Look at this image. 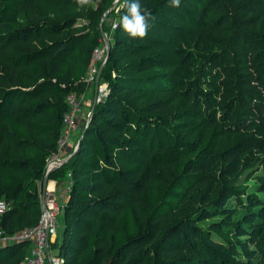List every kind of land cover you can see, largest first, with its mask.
Masks as SVG:
<instances>
[{"label":"trees","instance_id":"obj_1","mask_svg":"<svg viewBox=\"0 0 264 264\" xmlns=\"http://www.w3.org/2000/svg\"><path fill=\"white\" fill-rule=\"evenodd\" d=\"M42 1L0 0V230L33 227L43 181H64L62 264H264V0H139L142 39L103 22L131 0L99 25L113 0L80 23ZM102 30L105 94L43 180ZM29 247L0 243V264Z\"/></svg>","mask_w":264,"mask_h":264},{"label":"built area","instance_id":"obj_2","mask_svg":"<svg viewBox=\"0 0 264 264\" xmlns=\"http://www.w3.org/2000/svg\"><path fill=\"white\" fill-rule=\"evenodd\" d=\"M103 51L102 49H94L92 61H103ZM94 67H90L88 73L89 76L86 78L87 81L93 80L92 73L94 72ZM73 94H68L66 96V101L68 104V110L63 114L62 122L63 129L61 131L60 138L57 141V150L53 153L46 161L45 172L48 169L55 168L60 165V158L58 153L66 144V138L70 131L75 127L74 117L78 112V103L73 97ZM67 186L61 191L60 198L63 199ZM53 191L43 190L39 195L40 202V213L37 218L35 225L29 229H23L18 233L7 235L0 230V243L6 242L12 239H29L30 247L28 253L23 260V264H61V258L56 254L50 253V241L54 240V236L60 225L56 219L57 214L61 210V205L58 206L54 202ZM0 209H4V204L0 201ZM2 211H0L1 213Z\"/></svg>","mask_w":264,"mask_h":264},{"label":"rangeland","instance_id":"obj_3","mask_svg":"<svg viewBox=\"0 0 264 264\" xmlns=\"http://www.w3.org/2000/svg\"><path fill=\"white\" fill-rule=\"evenodd\" d=\"M114 1V0H113ZM42 9L43 12L45 13V15L53 20H57V21H62L65 19H75L76 23H80L81 21H83L87 16L91 15L92 11L95 9V1L92 0V2L88 5H85L83 8H80L77 4H76V0H63L61 3H57V4H53L50 3L49 1H42ZM112 3V2H111ZM121 4L120 0H116L114 6H112L111 8H114V12L116 11L117 7ZM111 5V4H110ZM110 8V9H111ZM104 14V13H103ZM107 14V13H106ZM106 16V15H105ZM103 17V15H102ZM105 18V17H104ZM112 16L110 17H106V19H104L103 22H105V25H110L112 26L113 20L111 19ZM102 19V18H101ZM99 20L98 25L101 23V21L103 20ZM100 28V27H99ZM101 29V28H100ZM101 34V39L99 40V45L97 47H94L91 51V57H93V53H94V49L98 50L99 48L104 50L103 52H106V49L108 51V38L106 36V34L102 31H100ZM102 34H104L105 36V40L102 37ZM78 54H84L85 52L82 51L81 49H76L75 50ZM104 54V59H106V53ZM90 67H94L95 65L93 64V61H91L90 65L88 68H86L85 71V75H84V82L87 84V86L85 87V89L83 90V92L79 93V94H73L78 103V112L77 114L74 116L76 117L75 121V130L71 131L69 136H68V140L67 142H69L70 140H72L71 143V148L74 149L75 145H76V141H77V136H78V130L81 129L82 125H86L88 118H89V114H90V109L93 106V104L95 102H98V100L100 99L101 96H103L105 94L106 91V83L103 80H98V72L97 69H94V72L92 73V76L94 77L93 83H90L91 81H87L86 78H88L89 76V69ZM154 94H151L149 97H153ZM71 153V152H70ZM60 187L61 185L58 186V188L56 189V192L54 194V202L60 206L61 205V199L58 196L59 191H60ZM61 214L58 213L56 216L57 221H59ZM207 221V220H206ZM209 221V220H208ZM57 232L55 234V236L53 237L54 240L52 241V244L54 243L56 236H57ZM52 247V246H51ZM55 250L52 249L51 254H54ZM62 260V259H61ZM62 264V262H61Z\"/></svg>","mask_w":264,"mask_h":264},{"label":"clouds","instance_id":"obj_4","mask_svg":"<svg viewBox=\"0 0 264 264\" xmlns=\"http://www.w3.org/2000/svg\"><path fill=\"white\" fill-rule=\"evenodd\" d=\"M92 0H76V4L83 8L88 5ZM169 5L172 7H178L180 0H168ZM126 12L120 17L119 23H114L112 27L115 29L121 27L124 32L132 39L144 38L147 35L148 19L150 13L147 9H142L139 0H131L126 2ZM2 211V209H0Z\"/></svg>","mask_w":264,"mask_h":264},{"label":"crops","instance_id":"obj_5","mask_svg":"<svg viewBox=\"0 0 264 264\" xmlns=\"http://www.w3.org/2000/svg\"><path fill=\"white\" fill-rule=\"evenodd\" d=\"M72 140H70L69 142H67L66 143V145H65V147L63 148V150L61 151V152H59V154H58V157L60 158V159H64V158H66L69 154H68V151H69V149L71 148V142ZM59 185H61V187H60V191H59V194H58V196H60V194H61V191L64 189V185H65V182L63 181V182H61V183H56V181L55 180H45L44 182H43V187H42V189L45 191V190H49V191H53V193L55 194V192H56V189L58 188V186ZM50 243H51V241H50ZM51 251H52V249H50V253H51Z\"/></svg>","mask_w":264,"mask_h":264},{"label":"water","instance_id":"obj_6","mask_svg":"<svg viewBox=\"0 0 264 264\" xmlns=\"http://www.w3.org/2000/svg\"><path fill=\"white\" fill-rule=\"evenodd\" d=\"M115 2H116V0L112 1L111 5H110V6L108 7V9L104 12L102 19L105 17L106 13L110 10V8H111L112 6H114ZM102 19H101V20H102ZM102 37H103V39L105 40V36H104V34H102ZM106 53H107V49H106ZM77 144H78V143H76L74 149L72 150V152H71L66 158H64V159H60V164H61V163H64V162H65V161H66V160H67V159L73 154V152L76 150ZM52 169H53V168L48 169V170L45 172V175H44L43 180L46 179V177H45L46 174H47L50 170H52ZM43 182H44V181H43Z\"/></svg>","mask_w":264,"mask_h":264}]
</instances>
